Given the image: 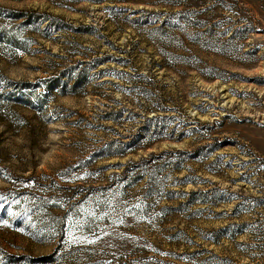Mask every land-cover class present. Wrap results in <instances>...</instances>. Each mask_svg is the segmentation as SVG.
<instances>
[{"label":"rangeland","instance_id":"374dc122","mask_svg":"<svg viewBox=\"0 0 264 264\" xmlns=\"http://www.w3.org/2000/svg\"><path fill=\"white\" fill-rule=\"evenodd\" d=\"M0 264H264V0H0Z\"/></svg>","mask_w":264,"mask_h":264},{"label":"trees","instance_id":"16d2710c","mask_svg":"<svg viewBox=\"0 0 264 264\" xmlns=\"http://www.w3.org/2000/svg\"><path fill=\"white\" fill-rule=\"evenodd\" d=\"M27 16L31 17V15H29L28 13L23 15V17H27Z\"/></svg>","mask_w":264,"mask_h":264}]
</instances>
